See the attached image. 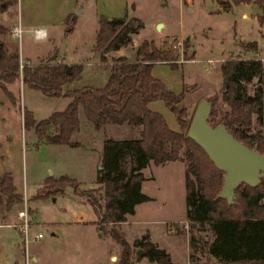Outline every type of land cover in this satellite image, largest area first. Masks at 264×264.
<instances>
[{
  "label": "rangeland",
  "instance_id": "rangeland-1",
  "mask_svg": "<svg viewBox=\"0 0 264 264\" xmlns=\"http://www.w3.org/2000/svg\"><path fill=\"white\" fill-rule=\"evenodd\" d=\"M71 1L16 0L4 11L6 13L0 12V21L4 13L6 24L13 22L23 28L20 37H11L10 32L6 36L18 44L21 64L47 59L61 63L84 62L81 75L67 82V88L102 85L108 65L119 58L134 59L135 47L144 39L152 40L159 49H173L177 56L170 59L173 67L154 61L151 74L172 91H183L178 106H183L186 115L192 118L199 100L208 101L212 95L219 94L222 83L220 62L229 57H254L264 66V26H258L256 17L261 10L253 2L234 4L225 11L220 9L217 0H77L75 9L70 7ZM69 12L75 14L72 29H69L71 21L65 20ZM100 15L106 18L133 15L143 25L128 44L111 49L101 58L93 49ZM27 18L48 26V37L34 39L31 31L25 30ZM157 22H161L158 29L155 28ZM249 42L254 43V48L247 45ZM259 81L256 75L252 76L245 82L246 91L252 92ZM20 82L21 78L7 85L16 104L11 103L0 87V173L10 172L14 185L27 199L29 240L25 242L21 231L15 233L17 227L2 225L0 264L18 261L23 264L27 256L31 263L35 252L47 264L84 261L118 264L121 244L110 233V225L101 229L88 202L75 194L72 186L45 198L34 195L49 175L68 174L75 178L79 189L96 186L94 175L102 169L103 137L138 136L139 126L105 123L96 130L79 109V127L72 133L75 144L46 143L35 135L32 128L24 127V109L32 111L33 117L41 120L54 111L63 110L70 97L45 95ZM147 107L164 116L170 129L178 130L174 115L161 100L150 101ZM217 107L219 110L225 108L219 101ZM248 130L263 132L264 119L257 122L253 115ZM119 164L126 176L133 165L132 156L125 154ZM184 167L183 161L178 159L162 163L148 160L140 169L143 175L140 191L147 199L134 205L132 213L125 215V223L118 221L112 226L126 238L150 231L160 248H169L179 261L183 259L181 264L192 257L197 260L191 264L218 263L200 254L213 237L207 224L200 229L197 223L186 220ZM261 202L264 204V198ZM21 207L22 200L11 212V223L19 220L17 210ZM1 220L10 221L7 218ZM37 232L43 236L36 238ZM13 237L17 239L16 248L11 243ZM129 258L134 261L135 249H130Z\"/></svg>",
  "mask_w": 264,
  "mask_h": 264
},
{
  "label": "trees",
  "instance_id": "trees-1",
  "mask_svg": "<svg viewBox=\"0 0 264 264\" xmlns=\"http://www.w3.org/2000/svg\"><path fill=\"white\" fill-rule=\"evenodd\" d=\"M16 0H0V12L5 11ZM221 10L231 5L253 2L260 11L258 26H264V0H217ZM71 21L75 14L65 17ZM142 21L133 15L99 16L93 49L103 54L128 44L131 37L142 27ZM11 27L0 21V87L5 95L16 104L15 96L8 84L21 78L23 85L40 90L45 95L68 96V105L54 111L47 118L37 120L30 110L24 109V127L33 129L35 135L46 143L70 144L72 133L79 127L78 112L81 110L94 129L105 123H126L139 126V135L130 138L103 137L101 141V167L95 177L96 186L79 189L74 177L68 174L49 175L37 189L35 197L45 198L64 192L72 186L75 194L83 196L93 214L98 217L101 229L109 226L113 238L121 244L118 264H127L130 249L127 242L112 226L123 221L132 213L134 205L146 200L140 191L143 175L141 168L148 160L162 163L166 160H182L184 198L187 205L186 220L197 223L202 229L207 224L213 237L201 253L205 259L219 264H264V176L256 184L238 183L233 189L232 202L217 196L222 184V170L212 164L204 150L187 136L191 120L178 102L183 91H172L164 82L151 74L154 61L174 66L170 59L177 53L173 49H159L152 40L144 39L135 47V58H119L108 65V72L102 85H82L67 88L66 83L81 75L82 63H66L54 60L25 62L20 67L18 44L6 36ZM254 48V43H247ZM221 87L218 95H212L207 122L213 126L222 122L226 130L244 145L264 152V131H250L252 116L257 122L264 119V66L254 57H229L219 63ZM256 75L259 83L248 93L245 82ZM161 100L174 115L178 130L170 129L165 117L147 107V103ZM225 106L217 107V102ZM80 109V110H79ZM128 154L133 165L124 176L120 160ZM122 179L121 182H117ZM23 195L13 183L10 172L0 173V220L7 218L21 202ZM3 222V221H1ZM139 254L159 264L172 262L168 251L158 247L147 236L136 240Z\"/></svg>",
  "mask_w": 264,
  "mask_h": 264
},
{
  "label": "water",
  "instance_id": "water-1",
  "mask_svg": "<svg viewBox=\"0 0 264 264\" xmlns=\"http://www.w3.org/2000/svg\"><path fill=\"white\" fill-rule=\"evenodd\" d=\"M160 26L161 22L155 24L156 29ZM209 111L210 102L199 100L186 132L204 150L212 164L222 170V184L217 196L231 203L233 189L238 183L253 185L264 176V152L244 145L225 129L222 122L211 126L207 122ZM135 253L139 254L140 249L137 248Z\"/></svg>",
  "mask_w": 264,
  "mask_h": 264
},
{
  "label": "crops",
  "instance_id": "crops-1",
  "mask_svg": "<svg viewBox=\"0 0 264 264\" xmlns=\"http://www.w3.org/2000/svg\"><path fill=\"white\" fill-rule=\"evenodd\" d=\"M72 3L70 4L71 6V8L73 9H75V7H76V4H78V2H77V0H72L71 1ZM80 4V3H79ZM4 12V11H3ZM4 13H6V12H4ZM3 13V15H1L2 16V20H1V22H3L4 24H6L7 22H5V14ZM70 13V12H69ZM242 14V16L244 15V13H241ZM6 25H8V26H10L11 27V29H12V26L13 25H15L13 22H12V24L11 23H8V24H6ZM35 27H41V28H43L44 30H45V38H37L36 36H34L33 35V29L35 28ZM48 26H46L45 24H43V23H39V22H35V21H33V20H31V19H29V18H27V21H26V23H25V30H27V31H31V33H32V36H33V38L34 39H46L47 37H48ZM23 29V28H22ZM11 31V30H10ZM78 62H81L82 64L84 63V62H82V61H78ZM78 62H76V63H78ZM66 63H71V62H66ZM85 64H88V62H85ZM20 83H22V82H20ZM54 145H61V144H54ZM96 163H97V160H96ZM95 175H96V173H95ZM94 175V180H95V176ZM94 182V181H93ZM13 183H14V181H13ZM16 188H17V186H16ZM17 190L19 191V189L17 188ZM7 219H10V221L9 222H1V221H3V220H1L0 221V227L2 226V225H10L11 224V222H12V219H11V214H9L8 215V217H7ZM173 222L174 221H176L177 222V219H173L172 220ZM126 222V220H123V221H119V223H125ZM179 222H181V220L179 221ZM118 225V224H117ZM10 226H12V225H10ZM177 226V225H176ZM15 227V226H14ZM181 227H182V225H181ZM19 230H15V233H17ZM147 236L148 237V239L149 240H151V241H153L157 246H158V244L156 243V241L154 240V239H152V236H153V234L150 232V231H148V230H145V231H143V233H140V234H136V235H129V238H126L125 236H123L124 237V239L126 240V242L130 245V249H135V252H136V250H137V248H138V246H137V242H136V238L137 239H139L140 237H142V236ZM134 238H135V240H134ZM8 239H11V238H8ZM11 243H13V248H16V243H17V239H14V237L11 239ZM137 247V248H136ZM159 247V246H158ZM163 249H165V251H168V253H169V255H170V259H171V261L172 262H175V263H177V264H181L180 263V261L181 260H183V259H181L180 261H179V258H178V256L176 255V254H174L173 253V251L172 250H170L169 248H163ZM13 252V251H12ZM35 252V251H34ZM32 262H31V264H47V263H44V262H42L41 261V256H40V254H38V252H35V253H33L32 254ZM111 256L109 255V258H110ZM29 259H30V257H29ZM196 260L197 259H195L194 257H192V259H190L189 260V258H188V260H185V262H184V264H191V263H194V262H196ZM30 262V261H29ZM139 262H143L144 264H147V263H150V262H155V261H152V260H150V261H147V260H145V258H135L134 259V261L132 262V258H129V261L127 262V264H136V263H139ZM182 262V261H181ZM208 263H213V262H206L205 264H208ZM7 264H12V263H7ZM15 264H21V262L20 261H18V262H16ZM23 264H25V262L23 263ZM75 264H91L89 261H84V262H78V263H75ZM214 264H218V263H214Z\"/></svg>",
  "mask_w": 264,
  "mask_h": 264
},
{
  "label": "built area",
  "instance_id": "built-area-1",
  "mask_svg": "<svg viewBox=\"0 0 264 264\" xmlns=\"http://www.w3.org/2000/svg\"><path fill=\"white\" fill-rule=\"evenodd\" d=\"M23 29L22 26L20 24H15L12 26V29L10 31V36L12 37H20L21 33H22ZM33 35L36 36L37 38H45V30L41 27H35L33 29ZM22 66V64L20 63V67ZM28 202L27 199L25 197V195L22 198V207L20 209L17 210V216L19 218V220L17 221V223H11L10 225L17 227V229L19 231L22 232L23 236L25 237V242H27L29 240V236L28 235V229L30 226V219L28 218ZM36 238H40L42 237V233L41 232H37L36 234ZM25 264H31L29 262V257H26L25 260ZM147 264H159L157 262H150ZM208 264H214V263H208Z\"/></svg>",
  "mask_w": 264,
  "mask_h": 264
}]
</instances>
